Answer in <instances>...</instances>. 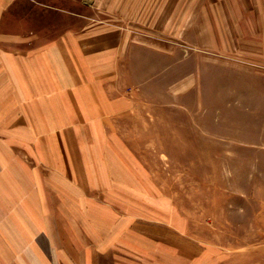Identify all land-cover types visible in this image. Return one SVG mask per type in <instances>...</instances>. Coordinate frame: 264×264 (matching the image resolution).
<instances>
[{
    "label": "crops",
    "instance_id": "crops-1",
    "mask_svg": "<svg viewBox=\"0 0 264 264\" xmlns=\"http://www.w3.org/2000/svg\"><path fill=\"white\" fill-rule=\"evenodd\" d=\"M19 1L0 0V264H197L176 245L187 219L124 140L165 124L190 148H252L237 169L254 171L240 194L253 205L238 210L264 213V0L147 2L139 23L94 19L32 50L6 30ZM202 74L220 108L178 119ZM135 117L140 134L119 126Z\"/></svg>",
    "mask_w": 264,
    "mask_h": 264
},
{
    "label": "rangeland",
    "instance_id": "rangeland-1",
    "mask_svg": "<svg viewBox=\"0 0 264 264\" xmlns=\"http://www.w3.org/2000/svg\"><path fill=\"white\" fill-rule=\"evenodd\" d=\"M158 1L97 0V5L102 6L97 8L93 0H20L19 8L7 13L6 30L32 35L31 41L24 47L25 50H32L68 30L82 28L94 19L139 23L143 6L147 2ZM14 16L22 20L21 25H14ZM202 60L198 59L199 64ZM200 77H203V82H199L197 90L198 105H190L194 101L190 97H194L195 91L192 94L187 91L181 96L186 105L178 110V119H189L191 112L199 120L205 119L209 108H220L207 107L209 96L204 83L205 75ZM214 92L215 97L218 96V91ZM148 93L143 102L156 101L157 91ZM148 112L156 114L158 109L143 108L137 113L147 116ZM119 126L133 129L137 135L147 124L135 117L134 121L121 122ZM151 127L157 128L154 124ZM163 127L168 135L165 138L130 136L124 140L133 147L135 156L148 167L150 176L167 196L175 200L187 219V236L176 242L183 258L196 255L197 264H264V213H241L238 210L239 206L246 204L252 208L253 205L252 201L246 203L240 194L251 189L248 180L252 183L254 171L237 169L238 162L253 160L252 148L247 147L244 154L223 153L222 150L229 148H223L222 139L207 141L203 137L198 139L197 148H190L189 139L172 137L173 123ZM261 160L264 161V157ZM257 172L261 173L264 186V170Z\"/></svg>",
    "mask_w": 264,
    "mask_h": 264
}]
</instances>
